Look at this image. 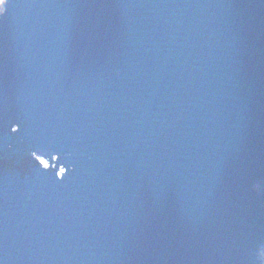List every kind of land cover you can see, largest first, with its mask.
<instances>
[{"label":"water","instance_id":"water-1","mask_svg":"<svg viewBox=\"0 0 264 264\" xmlns=\"http://www.w3.org/2000/svg\"><path fill=\"white\" fill-rule=\"evenodd\" d=\"M264 0H12L0 18V264H264Z\"/></svg>","mask_w":264,"mask_h":264},{"label":"clouds","instance_id":"clouds-1","mask_svg":"<svg viewBox=\"0 0 264 264\" xmlns=\"http://www.w3.org/2000/svg\"><path fill=\"white\" fill-rule=\"evenodd\" d=\"M4 3H5V0H0V14H2L3 12ZM259 256L261 260H264V247L260 249Z\"/></svg>","mask_w":264,"mask_h":264},{"label":"snow or ice","instance_id":"snow-or-ice-1","mask_svg":"<svg viewBox=\"0 0 264 264\" xmlns=\"http://www.w3.org/2000/svg\"><path fill=\"white\" fill-rule=\"evenodd\" d=\"M11 2H12V0H5V3L3 6V12H2V14H0V18L4 17L7 14L8 7H9Z\"/></svg>","mask_w":264,"mask_h":264}]
</instances>
